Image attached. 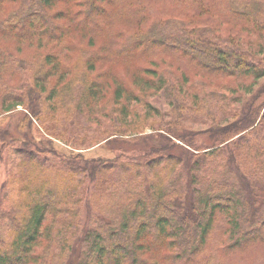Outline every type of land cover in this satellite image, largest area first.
Instances as JSON below:
<instances>
[{"label": "trees", "instance_id": "obj_1", "mask_svg": "<svg viewBox=\"0 0 264 264\" xmlns=\"http://www.w3.org/2000/svg\"><path fill=\"white\" fill-rule=\"evenodd\" d=\"M7 150L0 264H264V0H0Z\"/></svg>", "mask_w": 264, "mask_h": 264}, {"label": "rangeland", "instance_id": "obj_2", "mask_svg": "<svg viewBox=\"0 0 264 264\" xmlns=\"http://www.w3.org/2000/svg\"><path fill=\"white\" fill-rule=\"evenodd\" d=\"M226 95H227V99H229L230 100V97H231V95H230V93L229 92H227L226 93ZM18 108V110H24V108H22L21 106H18L17 107ZM226 112H227V115L229 114V109L227 108V110H226ZM201 116H204V119H205V114H202ZM224 116H226V113H222L221 115H220V118L221 119H223V117ZM15 119H18V116L16 115V117H12L11 118V123H10V125H9V128L12 130V131H14V130H16V128H15V125H16V122H17V120H15ZM150 120H151V118H150ZM190 120V119H189ZM156 121H157V119H154V120H152L149 124L151 125H153V127H156L157 126V124H156ZM134 122V121H133ZM206 121L204 120V123H205ZM202 122H199V123H197V124H192V125H195V126H193V128L194 129H196V130H199V129H202V128H205V127H207V126H205V125H202L201 124ZM110 124V122L109 121H107V122H103L102 123V125L101 126H94V128L95 129H99L100 127H101V130H98V133L102 136L103 134H105L106 132H109V130H107V131H105L104 129H103V125H109ZM149 124H147V125H149ZM154 124H156V125H154ZM147 125H143L142 127H144L143 129H140V131H142L141 133L142 134H150V133H152V132H155V131H157V132H163V131H161V130H155V129H152L151 127H149V126H147ZM56 139H53V141H55ZM56 143H58L62 148H64V149H66L67 147L63 144V143H61V142H59L58 140L57 141H55ZM103 143V142H102ZM97 145H93V146H91V147H88V148H84V147H79V148H76V149H74V151H76V152H82L83 154H85L86 156H92V155H94V154H98L99 152H100V149H99V147H96ZM69 148V147H68ZM9 150H7V151H5V153H4V159H0V201L3 203L4 202V195L6 194V190L5 189H3V185H4V183H5V180H6V177H7V174H8V167L9 166H11L10 165V160L12 159H10L9 157H8V154H9ZM10 155H12V154H10ZM4 188H6V187H4ZM9 194V193H8ZM2 205H0V214H1V212H2V207H1Z\"/></svg>", "mask_w": 264, "mask_h": 264}]
</instances>
